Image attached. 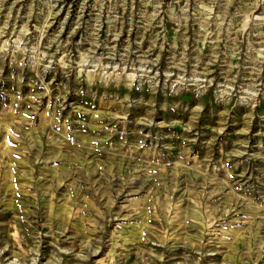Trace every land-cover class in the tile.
<instances>
[{
    "label": "rangeland",
    "instance_id": "obj_1",
    "mask_svg": "<svg viewBox=\"0 0 264 264\" xmlns=\"http://www.w3.org/2000/svg\"><path fill=\"white\" fill-rule=\"evenodd\" d=\"M0 264H264V0H0Z\"/></svg>",
    "mask_w": 264,
    "mask_h": 264
}]
</instances>
